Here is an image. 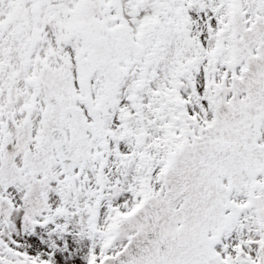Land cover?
I'll return each instance as SVG.
<instances>
[{"label": "snow or ice", "instance_id": "6c2138e0", "mask_svg": "<svg viewBox=\"0 0 264 264\" xmlns=\"http://www.w3.org/2000/svg\"><path fill=\"white\" fill-rule=\"evenodd\" d=\"M0 264H264V0H0Z\"/></svg>", "mask_w": 264, "mask_h": 264}]
</instances>
